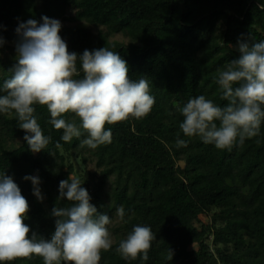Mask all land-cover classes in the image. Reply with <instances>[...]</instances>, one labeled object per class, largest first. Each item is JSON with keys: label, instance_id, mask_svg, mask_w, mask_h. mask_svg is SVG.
Listing matches in <instances>:
<instances>
[{"label": "trees", "instance_id": "16d2710c", "mask_svg": "<svg viewBox=\"0 0 264 264\" xmlns=\"http://www.w3.org/2000/svg\"><path fill=\"white\" fill-rule=\"evenodd\" d=\"M258 4L264 0H0V87L17 63L16 28L48 16L61 22L69 51L118 52L130 79H147L155 98L147 116L106 125L112 141L95 149L81 147L87 133L64 142L46 106L34 105L51 141L33 153L15 112L0 113V174L11 177L27 199L24 222L38 238H51L53 208L71 203L58 200L59 183L75 177L98 213L113 222L108 226L113 246L101 252L99 264H264V121L257 136L231 150L180 129L189 99L204 95L217 106L227 105L218 74L239 57L238 42L264 41V8ZM64 118L79 126L74 114ZM178 139L186 146L178 147ZM88 161L94 172L82 169ZM34 174L43 201L24 179ZM121 206L124 220L116 214ZM136 225L155 235L147 261L125 260L116 252ZM9 264H43V259Z\"/></svg>", "mask_w": 264, "mask_h": 264}, {"label": "clouds", "instance_id": "9594fccd", "mask_svg": "<svg viewBox=\"0 0 264 264\" xmlns=\"http://www.w3.org/2000/svg\"><path fill=\"white\" fill-rule=\"evenodd\" d=\"M258 6L264 8V4ZM41 19L42 23L28 19L16 28L17 63L0 87V113L15 112L33 153L46 149L51 141L34 115V105L46 106L50 123L56 130H63L64 142L87 133L81 147L92 149L111 143L112 132L106 125L140 119L151 112L155 98L148 80L130 79L127 62L118 52L107 47L85 49L82 54L69 51L60 35L61 22L48 16ZM3 43L0 37V45ZM238 51L239 57L218 74L227 105L217 106L199 95L181 109L183 134L199 136L203 143L221 150H231L237 142L243 144L245 139L257 136L264 121V41L251 45L238 42ZM81 73L82 77L76 78ZM68 113L79 119V126L64 118ZM176 143L186 146L184 140ZM56 147H61L59 142ZM24 179L31 180L33 194L43 201L39 177ZM81 185L75 177L60 181L58 200L66 198L71 203L53 208L55 231L50 239H44L24 222L30 205L19 186L5 173L0 174V264L33 256L41 257L43 264H99L101 252L113 246L108 228L112 220L98 213ZM116 214L124 220L125 209L119 207ZM154 239L150 227L136 225L119 242L116 252L125 260L140 257L147 261Z\"/></svg>", "mask_w": 264, "mask_h": 264}, {"label": "rangeland", "instance_id": "374dc122", "mask_svg": "<svg viewBox=\"0 0 264 264\" xmlns=\"http://www.w3.org/2000/svg\"><path fill=\"white\" fill-rule=\"evenodd\" d=\"M115 38H117V39H120V37L119 36H116ZM73 162H74V165H75V167H77L78 165H77V161L76 160H73ZM79 167H80V165H79ZM81 167H83L82 169H85L86 171H89V172H94V164H93V162H91V161H88V162H86L85 163V166L83 165H81ZM34 176H36L35 174H34ZM40 188V187H39ZM114 218H116V217H114ZM113 221L114 222H116L117 221V219H113ZM112 224H113V222H112ZM110 226H112L111 224H110ZM113 239V238H112Z\"/></svg>", "mask_w": 264, "mask_h": 264}]
</instances>
